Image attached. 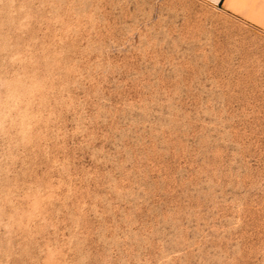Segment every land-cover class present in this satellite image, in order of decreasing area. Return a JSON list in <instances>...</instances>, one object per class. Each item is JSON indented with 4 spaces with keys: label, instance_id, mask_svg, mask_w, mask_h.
I'll list each match as a JSON object with an SVG mask.
<instances>
[{
    "label": "rangeland",
    "instance_id": "obj_1",
    "mask_svg": "<svg viewBox=\"0 0 264 264\" xmlns=\"http://www.w3.org/2000/svg\"><path fill=\"white\" fill-rule=\"evenodd\" d=\"M0 264H264V0H0Z\"/></svg>",
    "mask_w": 264,
    "mask_h": 264
},
{
    "label": "crops",
    "instance_id": "obj_2",
    "mask_svg": "<svg viewBox=\"0 0 264 264\" xmlns=\"http://www.w3.org/2000/svg\"><path fill=\"white\" fill-rule=\"evenodd\" d=\"M204 1L217 7H225L227 0H204Z\"/></svg>",
    "mask_w": 264,
    "mask_h": 264
}]
</instances>
